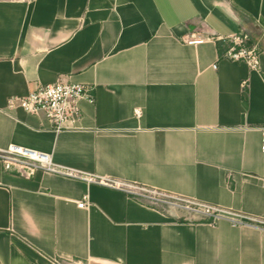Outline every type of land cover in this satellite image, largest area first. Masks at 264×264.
Here are the masks:
<instances>
[{
	"label": "crops",
	"instance_id": "1",
	"mask_svg": "<svg viewBox=\"0 0 264 264\" xmlns=\"http://www.w3.org/2000/svg\"><path fill=\"white\" fill-rule=\"evenodd\" d=\"M240 29L264 0H0V149L264 218V51L216 42ZM59 80L94 89L80 128L8 107ZM0 264H264V230L0 161Z\"/></svg>",
	"mask_w": 264,
	"mask_h": 264
},
{
	"label": "built area",
	"instance_id": "2",
	"mask_svg": "<svg viewBox=\"0 0 264 264\" xmlns=\"http://www.w3.org/2000/svg\"><path fill=\"white\" fill-rule=\"evenodd\" d=\"M246 37V36H245ZM244 37V38H245ZM238 49L230 48L225 57L244 61L253 68L258 67V54L255 49L242 46L243 38L236 35L231 37ZM202 39H192L189 42L197 43ZM93 87L87 83L56 81L42 83L24 95H12L8 98V107H20L26 112L44 115L53 125L55 131L74 130L81 127L83 112L81 101H94ZM260 149L264 153V126L261 127ZM0 161L5 170H15L27 177L33 176L37 170L83 179L90 183H98L110 188L138 197L146 202L165 205L173 209L189 211L195 216L217 221L229 218L233 224H245L264 230V218L255 217L245 213H237L217 205L200 201L156 187H149L137 183H128L112 177H93L77 171L76 169L62 167L53 162L49 153L37 151L20 145H9L0 149ZM84 199L78 205L83 207Z\"/></svg>",
	"mask_w": 264,
	"mask_h": 264
},
{
	"label": "trees",
	"instance_id": "3",
	"mask_svg": "<svg viewBox=\"0 0 264 264\" xmlns=\"http://www.w3.org/2000/svg\"><path fill=\"white\" fill-rule=\"evenodd\" d=\"M236 36L243 38L242 46L248 49H255L257 53L264 51V44L262 42V40H264V34L262 32L248 33L247 31L240 29L236 33ZM216 42L220 57H224L225 53L230 48L235 47V49H238L240 47L239 45L235 44L231 37H221L218 38Z\"/></svg>",
	"mask_w": 264,
	"mask_h": 264
},
{
	"label": "rangeland",
	"instance_id": "4",
	"mask_svg": "<svg viewBox=\"0 0 264 264\" xmlns=\"http://www.w3.org/2000/svg\"><path fill=\"white\" fill-rule=\"evenodd\" d=\"M263 44H264V40H262Z\"/></svg>",
	"mask_w": 264,
	"mask_h": 264
}]
</instances>
